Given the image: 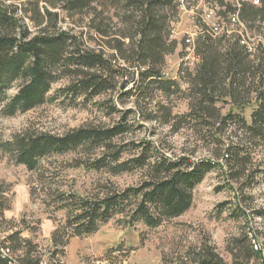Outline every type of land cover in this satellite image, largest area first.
Masks as SVG:
<instances>
[{
  "label": "trees",
  "instance_id": "1",
  "mask_svg": "<svg viewBox=\"0 0 264 264\" xmlns=\"http://www.w3.org/2000/svg\"><path fill=\"white\" fill-rule=\"evenodd\" d=\"M182 1L191 2L0 0V117L59 103L76 108L91 104L113 118L109 125H87L64 135H17L4 143L12 160L35 171L44 158L80 150L94 171L114 177L143 174L136 187L111 186L91 199L66 197L71 213L66 229L72 237L92 235L117 215L150 228L179 218L191 208L195 188L216 168L239 183L241 192L260 183L256 178L263 173L252 154L264 145V0H204L217 23L199 20L200 32L191 43L195 68L180 67L172 79L165 67L180 44L174 25ZM182 103L186 112L176 114ZM144 123L217 144L216 154L225 165L186 155L173 158L146 139L127 140ZM125 154L131 155L123 159ZM5 209L0 199V217ZM253 217L264 220V210ZM248 230L229 247L234 264H264L262 233ZM69 237L56 231L53 248L45 252L15 235L0 239V250L8 249L12 256L0 253V264H42L45 255L54 260L66 252ZM15 249H24V255L15 257ZM171 264L226 263L204 243Z\"/></svg>",
  "mask_w": 264,
  "mask_h": 264
},
{
  "label": "rangeland",
  "instance_id": "2",
  "mask_svg": "<svg viewBox=\"0 0 264 264\" xmlns=\"http://www.w3.org/2000/svg\"><path fill=\"white\" fill-rule=\"evenodd\" d=\"M182 3L179 19L174 25V38L180 44L176 53L167 58L165 67L166 75L172 79L178 78L181 68L189 72L195 68L197 60L193 48L191 44L183 46V43L188 38L194 41L200 32L199 20L210 25L217 23L211 7L204 0L199 4H195V0ZM58 88L60 85L55 90ZM183 88H187L185 83ZM185 112L183 103L175 110L176 114ZM250 113L248 109L245 116L249 118ZM112 119L91 104L87 108H76L59 103L46 104L14 117H0V199L6 206L0 217L1 240L15 235L19 241L29 242L30 246L39 245L45 252L53 246L56 231H66L70 239L66 252L60 255V264H171L179 262L190 249L209 243L226 264H234L229 247L242 230L255 227L262 233L259 237L264 250V220L253 217L255 211L264 210V145L252 154L254 165L263 173L256 178L260 183L254 189L246 188L241 192L240 184L226 175L228 167L223 166L226 174L216 168L195 188L193 204L183 216L158 228H150L138 221L130 223L128 216L117 215L100 224L92 235L72 237V230L66 229L71 215L68 203L63 202L66 197L71 201L80 197L91 199L111 186L119 189L136 187L143 174L135 172L114 177L105 170L94 171L88 167V158L80 150L44 158L37 170L30 171L12 160L4 143L26 133L64 135L87 125H109ZM144 125L127 140L146 139L173 158L186 155L193 161L213 160L225 165L221 160L223 156L216 154L217 144L199 141L185 131L174 133L170 127L159 123ZM130 155L125 154L123 159ZM14 252L15 257L21 258L25 251L15 249ZM43 259L49 262L48 255Z\"/></svg>",
  "mask_w": 264,
  "mask_h": 264
},
{
  "label": "built area",
  "instance_id": "3",
  "mask_svg": "<svg viewBox=\"0 0 264 264\" xmlns=\"http://www.w3.org/2000/svg\"><path fill=\"white\" fill-rule=\"evenodd\" d=\"M255 2V4H257L258 3V1H254ZM235 21V20H234ZM187 43L188 44H191L192 43V39L191 38H188V40H187ZM51 248H53V246L51 247ZM0 253L2 254V256L3 257H6V256H8L9 258H11L12 256H11V252H10V250H0ZM57 258L56 259H54V260H51L50 258H49V262H45L44 260H43V262H42V264H52L53 262V264H55L56 262H57V264H60V260H61V258H60V255H58V256H56ZM56 261V262H55Z\"/></svg>",
  "mask_w": 264,
  "mask_h": 264
}]
</instances>
